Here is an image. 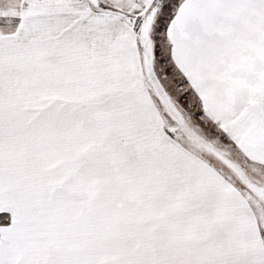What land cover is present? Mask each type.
I'll return each mask as SVG.
<instances>
[{
    "label": "snow or ice",
    "instance_id": "1",
    "mask_svg": "<svg viewBox=\"0 0 264 264\" xmlns=\"http://www.w3.org/2000/svg\"><path fill=\"white\" fill-rule=\"evenodd\" d=\"M0 264H264V0H0Z\"/></svg>",
    "mask_w": 264,
    "mask_h": 264
}]
</instances>
